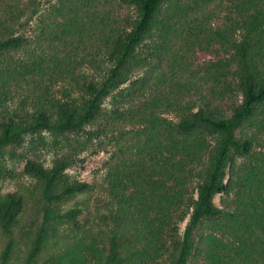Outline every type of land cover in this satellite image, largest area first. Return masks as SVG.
Returning a JSON list of instances; mask_svg holds the SVG:
<instances>
[{
    "label": "trees",
    "instance_id": "trees-1",
    "mask_svg": "<svg viewBox=\"0 0 264 264\" xmlns=\"http://www.w3.org/2000/svg\"><path fill=\"white\" fill-rule=\"evenodd\" d=\"M43 133L66 145L49 166L26 159L25 193L0 194L2 260L27 199L33 256L98 190L111 227L86 221L58 262L264 264V0H0V154L45 148ZM104 142L100 183L66 174Z\"/></svg>",
    "mask_w": 264,
    "mask_h": 264
},
{
    "label": "rangeland",
    "instance_id": "rangeland-1",
    "mask_svg": "<svg viewBox=\"0 0 264 264\" xmlns=\"http://www.w3.org/2000/svg\"><path fill=\"white\" fill-rule=\"evenodd\" d=\"M53 0H39L41 9H44L48 3ZM36 18L33 17L30 23V26L25 29L24 35H33L34 24ZM208 54H197V60H206L209 58ZM126 84V83H125ZM123 84L122 86H124ZM170 117H172L170 115ZM46 137V147L41 148L40 146L34 147L31 149L27 140L20 145V147H7L3 150V153L0 154V194H5L8 192L25 193L26 188H30V178L23 171V165L26 159L37 160L42 162L44 166H49L50 160L53 157V138L48 136V133H43ZM259 135V134H258ZM69 136V135H68ZM72 136V135H70ZM70 136L69 140L70 141ZM73 138H78L73 136ZM71 138V141L73 140ZM259 141L262 144L256 147V150L264 152V133L259 135ZM56 145H66L60 140V138L54 140ZM104 144H106L104 142ZM89 146V150H84L79 152L75 162L68 166L65 169V172L70 177H74L77 180L85 181L87 183H100L105 173V163L109 160L111 155V147L106 144L105 148ZM240 160H238L239 162ZM227 176L223 179L226 182ZM100 191L96 190L92 195H82L80 198H77L79 202L88 201L89 207H82L81 214L78 216V223L74 226L66 225H57L58 231L56 235L48 239L42 247H40L37 253L31 256L30 247L34 243L36 226L41 222V208H35L34 203L27 199V202H24L25 207L24 211L21 214L18 224L12 228L11 238L12 246L9 250L8 258L2 260V253L5 249V244L8 236L4 235L0 231V264H62L58 262L59 254L65 247V243L74 242L81 236V228H85L87 225L86 221L89 220V224L93 229L98 227L95 224H99L100 228L104 231H107L111 227V221L109 218L104 219L102 222L98 221L96 217L95 208L99 207L97 200H101L102 197L99 193ZM233 197V194H231ZM225 196L223 193H216L212 197V203L217 207H222L221 200ZM84 204V203H83ZM34 206V207H33ZM88 206V205H87ZM98 214L106 215L104 207L98 208ZM92 221V222H91ZM187 217L184 218L181 222L178 223V233L181 234L185 225ZM95 222V223H94ZM86 226H85V225ZM29 230L34 232L30 235ZM31 256V257H30ZM204 254L196 256L190 260V264H194V260L197 264L204 263ZM66 264V261H64Z\"/></svg>",
    "mask_w": 264,
    "mask_h": 264
}]
</instances>
